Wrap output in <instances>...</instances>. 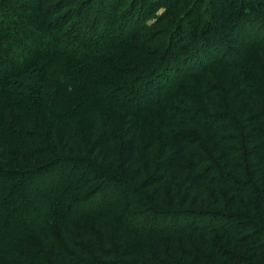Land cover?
<instances>
[{
  "label": "trees",
  "instance_id": "obj_1",
  "mask_svg": "<svg viewBox=\"0 0 264 264\" xmlns=\"http://www.w3.org/2000/svg\"><path fill=\"white\" fill-rule=\"evenodd\" d=\"M7 1L0 221L19 207L27 226L0 230V264H264V16L255 11L252 23L247 0L235 16L229 0H213L207 17L154 40L140 30L150 27L144 12L117 16L119 0H98L92 19L87 0ZM215 27L228 31L225 48ZM217 65L227 66L222 105L203 82L184 93L186 80ZM191 102L227 116L194 117ZM112 167L130 184L120 201L90 191L102 180L107 189ZM57 194L66 210L50 206Z\"/></svg>",
  "mask_w": 264,
  "mask_h": 264
},
{
  "label": "rangeland",
  "instance_id": "obj_2",
  "mask_svg": "<svg viewBox=\"0 0 264 264\" xmlns=\"http://www.w3.org/2000/svg\"><path fill=\"white\" fill-rule=\"evenodd\" d=\"M84 1H86V0H81L78 3L77 7H80V5ZM97 1L98 0H87V3H89L92 6V13H91V17H90L91 19L95 16V13L97 10V4H98ZM240 1L241 0H229L228 1V3H231L230 5L233 8L232 12L230 11V13L234 14V16L240 10H242L244 7V5L239 6ZM7 2L10 4L12 2L19 3V5H21V6H24V5L31 6L32 5V2L29 3L25 0H8ZM45 2H46L47 6L50 4L49 0H45ZM122 2H123V5L120 6V4H122ZM212 2H213V0H124V1L119 0L117 3V5H118L117 16L123 15L124 13H127L129 11L134 12L135 10H136L135 12H138L137 14H142L141 12H144V15H143L144 18L143 19L148 18L146 21V24L149 25L150 27H141L140 30H142V35L146 39H148L150 36H153V39L155 40L156 37L162 36L163 34L173 35L174 33H176L177 32L176 28H178V26H179L178 24H180L181 21L188 22L190 19L199 20V16L202 17L203 15H206V17H207L209 15V13L211 12ZM247 3L253 5V7H252L253 10H251L252 16H250L252 23L254 21H258V20H256L258 18V15H255V11H257L259 14H261V16H264V13L262 12V10H263L262 5L264 6V0H254V1L253 0H247ZM67 6H69V5H67ZM82 7H85V9H86V6H84V4ZM247 8L249 9V7H247ZM202 9L204 10V12H201ZM248 9H246V10H248ZM66 12L67 11H64V13H66ZM244 12H246V11H244ZM159 18L161 19V21H163L162 22L163 25H154V22L157 21V19H159ZM236 18H239V17H236ZM239 19L241 20V18H239ZM205 30H207V29H205ZM215 30H217L215 32L218 33L217 35H219L216 38L217 39L223 38V44L224 45L222 46V48H225L226 47L225 44L227 42H229L228 31H225L224 29H219V27H215ZM253 30H255L254 33L258 32V28L255 29L253 27ZM208 31H212V30L208 28ZM215 32H213V33H215ZM259 34L264 36V29H263V31L259 32ZM178 35H180V34H178ZM220 36H222V37H220ZM262 36H260L261 39H263ZM255 38H257V37L254 35L252 37V39L255 40ZM225 40H227V42ZM153 46L154 45L147 47L146 49L150 50V51L155 50V47H153ZM172 47H173V42H172ZM169 48H170L171 52H175V53L178 52V50H179V49H175L176 47H173L174 51L171 49V47H169ZM222 48H220V49H221V52L223 53L224 51ZM221 52L219 53L218 56L222 55ZM228 58H231V57H228ZM228 58H225V61L227 60V62H229ZM230 66H233V64L231 63ZM226 67H224L223 65H217L214 68H212L208 74L202 75V77L198 75L196 77L189 78L186 81L190 82V83L187 84V82L185 81L186 85L185 84H183L182 86L178 85L177 88H183L185 85V87L183 89L184 93L188 97H192V94H193L192 89L194 88V85L197 88L198 84L200 82H203L204 88L210 90L216 96L218 101H220V105H222L224 96H223V93L221 94V88H222L221 87V79H222L221 75L226 70ZM197 89H199V87ZM201 90H203V89H201ZM125 94L126 93H124L122 95V93H121L120 95L124 96V98H125L126 97ZM130 95H129V97H130ZM207 100L209 101V98ZM212 106H213V108L211 109L212 110L211 111V110L203 108V106H201V105H198V103L191 102V103H187L186 111L188 112V114L194 115V117L199 116L198 114H201V115L204 114V115H202L203 117L209 116V115H212V116L218 115V117H220L222 120L223 118H225V116H227L226 111H224V110H220V111L216 110L215 111V109H216L215 105L212 104ZM79 126L82 127L81 124ZM179 129L183 130L184 132H186L188 134L194 135L197 139L200 138V136H201L200 133L198 132V130H196L192 127H180ZM79 133H80L79 139L82 142H87L86 141L87 140L86 133H85V131H83V127ZM111 134H112V138H113V143L116 145V138L118 137V134H117L116 129H114V127H112ZM196 154H198V153H196ZM83 155L85 156V154H83ZM200 156H203V155L201 154ZM108 171H109L108 173L105 172L103 174H105L111 178V180H109V182H110V184H113L112 185L113 187L109 184L106 187L107 189L109 188V191H107V189L103 191V189H100V186L104 183V181L102 180L101 182H98L97 185L92 187V189L90 191H92V193H93V191L96 192L97 196L100 193L102 195L105 194L107 196V193H108L109 199L113 200L115 198L117 201H120V199L122 198V194L124 193L125 188L127 186H129L130 184H129V182H127V180H124L123 178H121L118 170L115 169V167H112L110 170L108 169ZM112 179H114V180H112ZM115 181H117V182L115 183ZM24 183L25 182H22L21 185L16 188L17 193H21V189H23ZM131 187H133L136 190L139 189L138 185H136V186L132 185ZM115 190H116V192H115ZM45 191H46V192H44L45 195L49 196V194L51 192L50 188L45 189ZM138 193H140V191ZM140 194H142V193H140ZM53 196H55V194ZM134 197H135V195H134ZM53 199H54V201L52 199L48 198L49 201L52 200V202H54L53 204H51V205L48 204V205H50L56 211L57 210L58 211L59 210H66V208L70 205L69 200L66 199L63 201L62 195H60V194H57L56 197H54ZM92 200H97V199L95 197ZM27 213H28V217L32 221H35V220L39 221V217H41L38 214V212L34 211L33 209H29L27 211ZM145 220H147V219H145ZM0 222H1V226H2V228L0 230L3 233L10 231L11 234H13L15 232V231H13L14 229L20 228V227L23 228L24 225H25V227L27 226V224H26L27 221L24 218V215H22L19 207H18V210H16L11 215L10 219L7 222H4V224L2 223L3 220H1ZM64 228H67V227H64ZM67 229L69 230L70 235H73L76 232L75 226L67 228ZM50 234L54 238V237H56L57 233L55 230H51ZM57 243H60V242L57 241ZM35 262L37 264V263H39V260L37 259Z\"/></svg>",
  "mask_w": 264,
  "mask_h": 264
}]
</instances>
